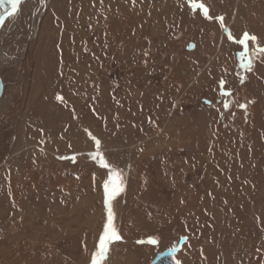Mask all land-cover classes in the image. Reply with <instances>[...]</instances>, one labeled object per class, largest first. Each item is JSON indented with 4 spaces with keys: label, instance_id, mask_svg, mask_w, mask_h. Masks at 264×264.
Listing matches in <instances>:
<instances>
[{
    "label": "rangeland",
    "instance_id": "374dc122",
    "mask_svg": "<svg viewBox=\"0 0 264 264\" xmlns=\"http://www.w3.org/2000/svg\"><path fill=\"white\" fill-rule=\"evenodd\" d=\"M124 1L6 16L0 264H92L107 212L120 239L101 264H147L182 237L179 264H264L263 58L250 85L233 68L245 33L264 49V0H145L177 4L158 17Z\"/></svg>",
    "mask_w": 264,
    "mask_h": 264
},
{
    "label": "flooded vegetation",
    "instance_id": "af4514ba",
    "mask_svg": "<svg viewBox=\"0 0 264 264\" xmlns=\"http://www.w3.org/2000/svg\"><path fill=\"white\" fill-rule=\"evenodd\" d=\"M228 39L232 43H234V41H235L231 37H229ZM242 41H244V43H242ZM249 43H251L252 45H249ZM255 44H256V40L255 41H252L251 39L246 40V38L244 36H241V38L239 40V45L241 47L240 48L241 51L239 52V54L236 55L237 59L234 62L233 68H234V73L238 74V76L240 75L239 79L242 81V85H245L246 81H247L248 85L251 84L252 78L256 75L257 71H259L258 68H259L260 62H261V59H259V58H263V62H264V51H260V49L258 47H255ZM261 82H263V86H264L263 76H262ZM221 97H222V99H219L218 103L223 105V106L227 105V107H228L231 104V103H229L230 102L229 101L230 96H228V94H222ZM223 102H225V103H223ZM238 108H241V106H239ZM113 219L114 218L112 217L111 221H109V213L107 212L104 214V218H103V220L100 224V227H99L100 228L99 233L97 234L95 252L98 251V246L100 244L101 238L103 236H105L107 229L111 228L114 231H116L115 230V223H114ZM158 253H156V254H158ZM156 254L154 255V257L156 256ZM151 261H149L147 264H150Z\"/></svg>",
    "mask_w": 264,
    "mask_h": 264
},
{
    "label": "snow or ice",
    "instance_id": "6c2138e0",
    "mask_svg": "<svg viewBox=\"0 0 264 264\" xmlns=\"http://www.w3.org/2000/svg\"><path fill=\"white\" fill-rule=\"evenodd\" d=\"M18 2L19 0H11L13 9L16 8ZM244 35L246 40L247 39H251L252 41L256 40L255 36L249 37L247 33H245ZM242 43H244V41H242ZM260 51H264V49H260ZM225 107H227V105H225ZM241 107H243V105H241ZM96 143L98 144L99 141H97ZM110 185H113V180L111 177L109 178V181L105 183V191L106 193H108L109 197L114 196L116 193L120 191V188L118 186H112L110 190ZM111 219H112V215L111 212H109V221H111ZM119 239H120L119 235H117L113 229L108 228L105 236L101 238L100 244L98 246V251L93 256L92 264H101V261L107 258V251H108L107 243L112 240H119Z\"/></svg>",
    "mask_w": 264,
    "mask_h": 264
},
{
    "label": "crops",
    "instance_id": "0c3cea01",
    "mask_svg": "<svg viewBox=\"0 0 264 264\" xmlns=\"http://www.w3.org/2000/svg\"><path fill=\"white\" fill-rule=\"evenodd\" d=\"M137 0H135V2H136ZM145 0H140V4L139 3H137V5L135 6V8H133V9H130L129 11H131V13L132 14H139V15H146V16H149V17H152V16H154V15H156V17H158V15L160 14V13H163V12H166V11H171L172 10V7H176V3L175 2H171L170 4H169V6H166V8L164 7H162V9L161 8H158L157 10H155L154 11V9H153V6H152V4H150L151 5V7L150 6H148V4H149V2L148 1H146V2H144ZM152 1V3H153V0H151ZM172 1V0H171ZM142 3H144V4H142ZM129 5L128 3H126V1H124V0H112V2H109V5H113V7H115V6H117L118 8H120L121 9V5ZM171 9V10H170ZM111 10H113L112 11V13H113V17H116L117 15V11L116 10H114V9H111ZM122 10V9H121ZM128 10V9H127ZM148 11H150V13H148ZM177 12V11H176ZM171 14V13H170ZM173 15V14H172ZM174 15H176L175 13H174ZM171 16V15H170ZM177 16V15H176ZM29 207V206H28ZM44 208V207H43ZM45 209V208H44ZM47 211H48V214L50 215V214H52L53 212L50 210V209H47ZM35 210H33L32 208H30L29 207V210L27 211V212H25L26 214H29V215H31L32 214V217L34 218V215H36L35 213ZM24 213L23 212H20V213H18V214H15L14 216L13 215H11V217H12V220L14 219L16 222L18 221V219H20V217L23 215ZM47 214V215H48ZM7 216V215H6ZM35 220H37V218H35ZM34 221V220H33ZM32 221V222H33ZM16 222H15V224H16ZM14 224V225H15ZM14 225H13V229H15V227H14Z\"/></svg>",
    "mask_w": 264,
    "mask_h": 264
},
{
    "label": "water",
    "instance_id": "95a60500",
    "mask_svg": "<svg viewBox=\"0 0 264 264\" xmlns=\"http://www.w3.org/2000/svg\"><path fill=\"white\" fill-rule=\"evenodd\" d=\"M11 5H12L11 0H8L5 7L2 10V14L0 15V19L2 20V24L0 25V31L2 27H5L6 25V11L10 8ZM189 46L190 48L188 47L187 49L193 48V45L190 44ZM2 90H3V81L2 78L0 77V97L2 95ZM203 102L206 105H210L208 101H203ZM185 242H186L185 237L180 238L179 241L173 242L171 248L156 254V256L150 262V264H179L176 259V254L180 251L181 247ZM138 243H142V242H138Z\"/></svg>",
    "mask_w": 264,
    "mask_h": 264
},
{
    "label": "bare ground",
    "instance_id": "6f19581e",
    "mask_svg": "<svg viewBox=\"0 0 264 264\" xmlns=\"http://www.w3.org/2000/svg\"><path fill=\"white\" fill-rule=\"evenodd\" d=\"M7 1L8 0H6V1H4L3 3V6L5 7V5H6V3H7ZM82 7V6H81ZM13 7H12V5L10 6V8L6 11V16L8 15V13L10 12V10L12 9ZM3 10V9H2ZM2 14V11H0V15ZM15 195V194H14ZM15 197V196H14ZM54 212V211H53ZM60 212H61V210H60ZM49 215V214H48ZM61 215V214H60ZM52 218V217H51ZM110 258H111V256L110 257H108L107 258V261H110Z\"/></svg>",
    "mask_w": 264,
    "mask_h": 264
}]
</instances>
